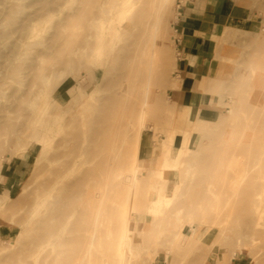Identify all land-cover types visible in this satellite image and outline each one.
<instances>
[{"label":"bare ground","instance_id":"1","mask_svg":"<svg viewBox=\"0 0 264 264\" xmlns=\"http://www.w3.org/2000/svg\"><path fill=\"white\" fill-rule=\"evenodd\" d=\"M19 1L0 0V39L12 37L14 32L6 33L4 30L7 21L4 16ZM174 1L77 0L80 11L77 18L80 23H93L89 20L93 10L100 12L98 18H93L99 21L97 30L89 36L95 41L90 55L91 62L98 68L91 78L96 85L82 105L95 95L106 92L107 87H103L102 82L105 74L110 73L107 66L115 60L118 62L117 76L114 78L116 84L110 89L112 95L104 97L111 106V119L108 121L103 118L96 131L95 164L103 166L97 165L91 169L92 175L89 177L96 187L94 193L87 199H79L77 207L67 215L61 230L50 231L27 264H133L138 253L154 239L166 243L163 258L170 264H177L180 254H183L186 264H234L237 258L247 264H264V142L262 155L252 161L250 152L240 150L247 143H237L235 132H232L220 162L225 172L209 176L206 193L200 195L201 199H177L178 193L167 196L169 185L166 181L147 180L145 169L139 164L141 137L151 129V123L159 127L160 115L170 102L165 91L178 87L173 75L178 69V54L164 47L161 38L170 25L169 19L174 15L172 20L177 23L182 16L179 11L173 12ZM49 4L45 2L43 6ZM129 10L134 12L133 18L139 17V30L134 34L130 25L119 26L117 22L111 21L115 17L117 21L124 20ZM63 29H71V23L67 22ZM120 31L128 33L124 40L117 37ZM249 47L245 46L243 51L250 52ZM74 53L76 55L78 51ZM66 65L68 68L64 72L46 78V87L56 81L50 96L47 89L36 91L33 96L29 93L28 103L31 102L36 110V120L31 128L33 133L28 138L35 140V146L42 144L51 149L57 137L65 132L61 122L63 118L56 113L61 106L55 93L71 75H85L83 69L80 71L75 68L73 60ZM258 68L251 70V82L261 79L264 83V76H257ZM168 69L171 72L166 75ZM213 81L208 79L207 85L212 86ZM77 91H85L84 83L79 85ZM104 106L101 114L107 110L108 106ZM229 128L235 130L234 125ZM14 137H17L16 133L7 127L0 147L10 149L16 141ZM26 141H21V145H25ZM188 142L187 137L180 136L171 143L184 148ZM174 147L167 145L163 150L165 170L170 169ZM109 163L118 166L109 167ZM252 171L256 173L254 199H238L244 194L243 187L246 190L247 184L251 182ZM127 172H132L131 176ZM160 187L157 199L148 206L151 227L143 232L133 230L132 215L136 214L140 201H136V195L144 194L149 198ZM54 204L52 194H48L36 210ZM194 225L201 230L207 228V234L203 230L194 233L192 238L184 234L187 227L192 230ZM210 241L208 254L198 252L199 257L193 255L204 242ZM5 246L9 247L2 241L0 253L3 254ZM10 247L12 249L7 253L10 259L21 257L20 246L11 244ZM215 251L219 257L213 259L210 253Z\"/></svg>","mask_w":264,"mask_h":264},{"label":"rangeland","instance_id":"2","mask_svg":"<svg viewBox=\"0 0 264 264\" xmlns=\"http://www.w3.org/2000/svg\"><path fill=\"white\" fill-rule=\"evenodd\" d=\"M45 2L50 4L45 7ZM187 2L188 0H175L172 4L173 12H182ZM93 11L89 17L93 23L84 25L77 18L80 15L77 0H21L4 16L7 17L5 32L14 33L12 37L0 39V141L7 132V127H10L17 135L14 137L16 142L27 140L25 144L32 145L30 150L37 156L38 164L37 169L32 171L27 185L20 189V193L13 188L1 187L4 178H0V245L2 241L9 245L3 248V254L0 253V264H27L34 250L45 242L48 233L61 230L67 215L77 207L79 199H87L96 189L89 177L92 175L91 169L98 165L95 164L97 158L94 155L96 131L103 118L108 121L111 119V106L104 97L112 95L110 89L116 84L114 78L117 76V60L107 66L110 73L105 74L102 82L103 87H107L106 92L95 95L90 101L86 100L84 105L76 104L72 117H62L65 132L57 137L53 148H45L42 144L35 146V140L28 138V135L33 133L31 128L36 120V110L31 102L28 103L29 93L33 96L34 92L47 89L50 96L56 81L46 87V78L67 70L68 61L73 60L75 68L80 71L83 69L85 75L75 73L67 78L58 87L55 93L57 97L65 82L72 79H77L78 84L84 83L85 91L91 92L95 88L96 84L91 78L94 72H98V68L91 62L92 54L90 55L95 41L89 36L92 33L94 35L97 30L99 21L93 18H98L100 12L96 9ZM129 11L124 20L118 18L121 21H117L115 17L111 21L117 22L119 26L130 25L134 34L139 30V17L133 18L134 12ZM172 17L169 19L168 29L162 35V44L168 49H171L169 45H174L170 37L175 35L178 28V22H173ZM67 22L71 23V29L64 31ZM74 26L76 27L72 28ZM127 34L120 31L117 37L124 40ZM227 38L223 39L220 48L227 44L234 50L232 55L229 58L224 54L216 57L220 71L216 77L210 78L214 80L212 86L207 85L201 92L200 97H204V101H201L196 109H191L186 116H180L175 126V139L185 136L189 140L188 144L184 148L168 140L165 144L175 146L172 150L170 169H164L167 174L162 178V181H168L167 196L178 193L177 199H201L200 195L204 196L206 193L209 176L225 172L221 169L220 162L232 132H235L237 143H247V146L241 147L240 150L250 152L252 161L262 155L264 83L261 79L251 82L250 77L251 70L258 67L257 76H264V33L245 42H241L238 35L230 34ZM245 46H251L250 52L243 51ZM76 50L78 53L75 55ZM170 72L169 69L165 71L166 75ZM104 104L108 107L104 114H101L102 108L105 109ZM253 108H256L255 111H252ZM56 113L60 115V111L57 110ZM166 116L165 110L160 115L159 127L151 123V129L143 135H164L169 139L170 130L166 129L164 124L170 120ZM230 125H234L235 130L229 128ZM108 166L118 165L109 163ZM169 171L172 172L171 178ZM127 173L131 176L132 172ZM252 173L251 182L247 184L246 190L243 187L244 194L238 199H254L256 173ZM146 179L154 178L149 175ZM160 190L161 187L148 199L144 194L136 195V201L140 199L136 214L140 217L132 215L133 230H149L151 219L147 215L148 206L151 201L157 199ZM48 194H52L55 204L36 210ZM130 197L132 198V195ZM202 230L207 234V228ZM202 230L194 225L192 230L187 227L184 234L192 238L194 233ZM234 240L236 241L235 238ZM11 244L20 246L21 257L9 258L7 253L12 249ZM229 245L232 246L230 243ZM210 246L211 241L204 242L193 255L199 257L198 252L208 254ZM165 252V242L151 240L138 253L133 264H170L164 261ZM210 255L213 259L219 257L216 251ZM182 257L183 254H180L176 260L177 264H186ZM170 261L175 262L173 259ZM233 263L247 264L239 258Z\"/></svg>","mask_w":264,"mask_h":264},{"label":"crops","instance_id":"3","mask_svg":"<svg viewBox=\"0 0 264 264\" xmlns=\"http://www.w3.org/2000/svg\"><path fill=\"white\" fill-rule=\"evenodd\" d=\"M185 7L175 35L170 37L174 45H169L178 54V69L173 72L178 87L167 89L170 102L166 117L170 122L164 126L170 130V137L143 135L139 143V164L145 169V177L152 175L153 180H162L167 174L163 169V150L167 140L176 141L174 129L180 116H186L191 109L200 106L199 103L204 101L200 95L208 79L216 77L220 71L216 57L224 54L229 58L234 51L227 44L220 48L223 39L233 34L245 42L264 33V0H188ZM77 81L68 80L59 90L60 117H72L75 105L81 106L90 93L89 90L77 91L80 85ZM1 138L4 140V136ZM27 144L22 146L21 142L15 141L10 149L0 147V178L5 179L1 187L13 188L20 193L32 171L37 169V156L30 150L32 145ZM169 172L171 178L172 172Z\"/></svg>","mask_w":264,"mask_h":264},{"label":"built area","instance_id":"4","mask_svg":"<svg viewBox=\"0 0 264 264\" xmlns=\"http://www.w3.org/2000/svg\"><path fill=\"white\" fill-rule=\"evenodd\" d=\"M145 133V132H144Z\"/></svg>","mask_w":264,"mask_h":264}]
</instances>
